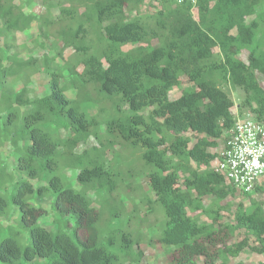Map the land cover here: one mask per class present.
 Here are the masks:
<instances>
[{
    "label": "trees",
    "instance_id": "obj_1",
    "mask_svg": "<svg viewBox=\"0 0 264 264\" xmlns=\"http://www.w3.org/2000/svg\"><path fill=\"white\" fill-rule=\"evenodd\" d=\"M145 1L42 0L35 14L24 10L32 0H0V218L14 215L7 226L0 220V264H136L137 204L128 211L118 194L140 187L136 175L147 182L141 200L162 215L154 243L167 248V264H227L246 247L264 255L263 202L238 203L233 221L222 222L221 201L252 191L236 190L210 166L236 119L222 83L240 88L237 108L264 123V0H157L142 14ZM33 22L43 53L22 57L14 36ZM38 72L47 77L40 96ZM182 78L192 85L170 98ZM121 147L135 151L137 174L135 156L121 160ZM47 198L54 230L40 223L37 201ZM101 201L117 204L104 226Z\"/></svg>",
    "mask_w": 264,
    "mask_h": 264
},
{
    "label": "rangeland",
    "instance_id": "obj_2",
    "mask_svg": "<svg viewBox=\"0 0 264 264\" xmlns=\"http://www.w3.org/2000/svg\"><path fill=\"white\" fill-rule=\"evenodd\" d=\"M21 1V0H17ZM159 3L157 0H146L145 4L142 5L141 7V13L142 14H148L154 10V7H158ZM25 11L28 12H33L35 14H38L43 11V5H42V0H32L31 5H25L24 8ZM52 15L58 14V10L56 8H53L51 10ZM193 15L196 17V9H193ZM37 23H32L30 28L24 32H18L14 36V43L15 45L22 46L18 53L22 57H28L29 55H40L43 53V48L38 46L36 43L37 40H39L40 36L37 33L38 28H37ZM47 49H48V45ZM129 45L124 46V49H128ZM49 54L51 55L54 53L53 50L48 49ZM214 52L217 53L218 49L215 48ZM72 54L71 49H66L64 51V57L68 59L70 55ZM218 55L214 56V59L218 60ZM66 59L62 60L61 63L65 62ZM79 69L81 70L82 67L79 66ZM47 77L44 73L38 72L35 75L32 76V81H33V88L35 90V94L37 95H42L47 88ZM258 80L260 84L263 87L264 90V75L258 74ZM192 84L188 82L185 78L181 79V83L178 86L173 87L170 90L169 96L170 98H175L177 97L183 88L190 87ZM21 87V84L19 83L16 88L19 89ZM222 87L225 91L228 92V94L231 96L234 105L231 108V111L233 114H236L237 112L245 113L249 111L246 108H243L240 110L237 108V105L242 102L244 98V93L243 91L238 88V87H232L231 84L225 82L222 83ZM90 88V87H88ZM70 93V92H69ZM73 93V92H72ZM108 105V104H106ZM98 110V106L96 108H93L91 110V113H95ZM184 135L190 136V133H185ZM192 137V136H191ZM88 144H85L86 147L90 144L94 143V140L92 138H89V141L87 142ZM84 145H79L77 147V151H80ZM219 148V147H218ZM8 150L10 149V146L8 143H5L2 147L1 150ZM216 150V149H214ZM120 151H123L121 153L120 159L124 160L126 157L132 158L135 156L134 162L136 163H130V165L133 167V170H135V174L138 173L140 167L137 165L136 159H138L136 156L135 151H124L122 147L120 148ZM137 152V151H136ZM114 151H111L108 154V157H112V154ZM135 154V155H134ZM9 157V156H7ZM140 161V160H139ZM8 162V169L12 170L14 169V163L11 158V156L7 159ZM116 162V161H115ZM124 167L126 166L125 163L122 164L121 166ZM212 163L210 164V166ZM120 166V167H121ZM13 172H15L13 170ZM66 174L71 177V180L74 182L75 181V172L73 170H67ZM19 175H16V178H18ZM136 180H138V183H140V187H137L135 189L133 188H126V187H121L118 189V194L122 197V201L127 205V210L132 211L134 204H137V210L135 212H132L130 215L132 217L131 224L132 227H135L140 224L139 227H136L140 231V235L142 237L140 245L135 248L136 250L139 248L142 251V256L139 259V261L136 262V264H167V248L156 245L154 243V240L159 234L160 230V225H161V219L162 215L160 214L159 211H152L150 210L146 204L145 201H142L141 199L145 194L148 193L147 189V182L146 178L144 175H141V177H138L136 175L135 177ZM130 185L134 184L136 182L135 180L131 181ZM36 185V182H33ZM135 185V184H134ZM261 189L259 191H252L251 195H243L242 193H238L234 191L233 194L227 196L223 201H221L222 209L220 210V215H221V220L222 222H232L233 221V213L238 205V203H241L243 206H247L249 204L250 199H254L257 201H261L264 204V183L260 186ZM90 196H94L93 192H88ZM211 199L209 197L204 198L205 203H209ZM40 202L39 204L44 208V212L42 216L40 217V223L43 227H45L48 230H54L55 224L53 222V214L50 210V202L51 198L44 199L42 201H37ZM102 205L101 209V217H100V225L104 226L107 224L108 218H109V213L112 212L114 209H117V204L114 203H109L106 201H101L99 205ZM95 205V202H94ZM192 214V213H191ZM194 214V213H193ZM165 219V218H164ZM2 225L7 226L11 223L14 222V215H11L10 217H5V218H0ZM200 220L202 222H208L209 218L202 214L200 215ZM83 232V231H82ZM244 233L242 230L235 232L234 237L229 241V243L235 242L240 240L243 237ZM21 242H25V234H22L20 237ZM254 243L253 238L250 237L249 244L252 245ZM264 259V255L258 254L256 252H253L250 247L244 248L237 256H228L227 258V264H260V262Z\"/></svg>",
    "mask_w": 264,
    "mask_h": 264
},
{
    "label": "built area",
    "instance_id": "obj_3",
    "mask_svg": "<svg viewBox=\"0 0 264 264\" xmlns=\"http://www.w3.org/2000/svg\"><path fill=\"white\" fill-rule=\"evenodd\" d=\"M189 2L197 0H166ZM215 172L240 192L253 191L264 183V123L254 119L251 112L236 113V119L217 149L211 162Z\"/></svg>",
    "mask_w": 264,
    "mask_h": 264
}]
</instances>
